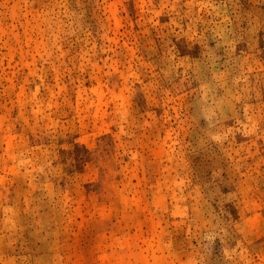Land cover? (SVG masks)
I'll use <instances>...</instances> for the list:
<instances>
[{
	"label": "rangeland",
	"instance_id": "rangeland-1",
	"mask_svg": "<svg viewBox=\"0 0 264 264\" xmlns=\"http://www.w3.org/2000/svg\"><path fill=\"white\" fill-rule=\"evenodd\" d=\"M0 264H264V0H0Z\"/></svg>",
	"mask_w": 264,
	"mask_h": 264
}]
</instances>
